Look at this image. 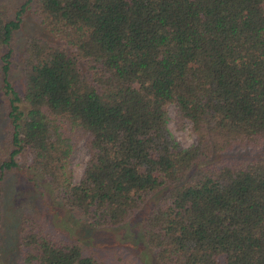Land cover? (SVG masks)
<instances>
[{
  "label": "trees",
  "instance_id": "1",
  "mask_svg": "<svg viewBox=\"0 0 264 264\" xmlns=\"http://www.w3.org/2000/svg\"><path fill=\"white\" fill-rule=\"evenodd\" d=\"M26 6L58 42L25 38L18 90L11 41ZM0 76V184L25 148L89 226L124 224L152 197L140 232L155 264H264V0H23L0 9ZM169 103L190 146L166 125ZM79 240L23 212L18 264H110Z\"/></svg>",
  "mask_w": 264,
  "mask_h": 264
},
{
  "label": "rangeland",
  "instance_id": "2",
  "mask_svg": "<svg viewBox=\"0 0 264 264\" xmlns=\"http://www.w3.org/2000/svg\"><path fill=\"white\" fill-rule=\"evenodd\" d=\"M22 1L0 0V9L7 15L12 14ZM28 35H39L58 42L37 23L30 8L26 6L11 41L9 76L18 90L22 82L20 52ZM6 98L0 76V151H3L4 144L7 143ZM166 125L182 146L187 147L194 143L195 134L190 128V121L176 120L172 103L166 106ZM86 158L87 149L84 140L80 138L75 141L68 156V167L74 180L78 179ZM13 159L15 165L3 171L0 184V264H18V224L21 214L27 211L43 218L61 235L75 237L83 245L106 250L110 264H155L150 254H147V246L140 232L141 221L152 204V197L124 224L115 227H92L50 195L43 178L28 167L30 152L27 149L21 148L13 155Z\"/></svg>",
  "mask_w": 264,
  "mask_h": 264
}]
</instances>
